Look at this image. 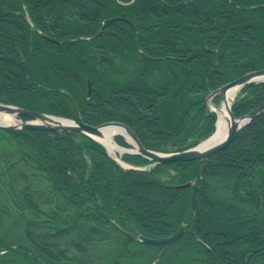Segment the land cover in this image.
<instances>
[{
	"label": "trees",
	"instance_id": "16d2710c",
	"mask_svg": "<svg viewBox=\"0 0 264 264\" xmlns=\"http://www.w3.org/2000/svg\"><path fill=\"white\" fill-rule=\"evenodd\" d=\"M110 17L135 28L123 20L103 26ZM262 69L264 0H0V104L93 126L121 122L157 152L182 151L209 137L216 121L209 93ZM261 106L264 82H252L231 109L239 117ZM0 137L12 144L7 154L35 168L54 195L93 220L85 237L110 238L112 230L131 242L120 229L163 238L186 225L173 244L187 239L207 264H264V113L207 159L202 176L197 160L154 164L125 154L123 162L145 169L124 168L78 132L0 129ZM188 181L193 185L167 187ZM26 203L37 210L31 198ZM26 236L30 246L0 247L22 250L36 264H80L65 249Z\"/></svg>",
	"mask_w": 264,
	"mask_h": 264
},
{
	"label": "rangeland",
	"instance_id": "374dc122",
	"mask_svg": "<svg viewBox=\"0 0 264 264\" xmlns=\"http://www.w3.org/2000/svg\"><path fill=\"white\" fill-rule=\"evenodd\" d=\"M12 144L0 137V242L12 246H30L27 234L65 249L69 258L80 264H207L202 254L188 247L187 239L169 246L159 260V249L137 241L126 242L112 230L110 238L85 237L94 222L84 217L65 198L54 195L46 178L28 163L19 161ZM32 194L27 196L26 193ZM41 192L40 196H36ZM26 198L36 203L37 210L27 206ZM72 224L69 233L55 235L56 228ZM82 238H91L86 242ZM81 242L82 249L75 243ZM1 246V247H4ZM0 247V264H36L22 250L7 252Z\"/></svg>",
	"mask_w": 264,
	"mask_h": 264
},
{
	"label": "water",
	"instance_id": "95a60500",
	"mask_svg": "<svg viewBox=\"0 0 264 264\" xmlns=\"http://www.w3.org/2000/svg\"><path fill=\"white\" fill-rule=\"evenodd\" d=\"M115 20H124L127 22L132 28H134L133 23H131L130 20L121 18V17H111L108 19H105L103 21V25H106L112 21ZM100 34V30L97 32L95 36L92 38H95ZM45 38H49L45 35H43ZM264 82V69L263 70H256L249 73H246L222 86H220L218 89L214 90L210 96L207 98L208 100L216 95H220L221 99L223 101L225 93H227L228 90L231 88H237V90H240L245 84H248L250 82ZM90 93V92H89ZM212 111H214L217 115V109L215 107H211ZM0 112H6L15 115L16 122L14 124H2L0 123V129L8 130V129H24V130H49V131H72V132H78L86 134L99 143H101L105 148L106 146L100 142L97 138L104 137L103 132L101 131V128L106 126H115L119 129L124 130L125 134L118 132L114 135L115 136H123L125 140L128 136L132 143L127 141L130 149L123 148L119 146L115 141L114 143L123 149L122 154H138L154 163H174L179 161H193L197 160L200 163V171L199 175L202 176L206 167L207 159L217 152L223 150L225 147H227L235 138L237 131L243 127L246 123H248L250 120L254 119L255 117L259 116L260 114L264 113V106H261L260 110L256 112L255 114L250 115H243L240 117H235L231 107H228L229 112V125L227 128V132L225 136L212 144L203 145L205 141H207L209 138H207L202 143H199L195 147L188 148L179 152H173V153H160L155 152L152 150L146 149L139 139L137 138L136 134L125 124L121 122H105L103 124H100L98 126L89 125L82 120H72L68 118L53 116L41 112H35L30 110H25L22 108H19L15 105L10 104H0ZM27 116L30 118V120H24L21 118V116ZM217 126V121H216ZM216 132V130H215ZM214 132V133H215ZM213 133V134H214ZM107 150V148H106ZM108 153V151H107ZM108 155H110L108 153ZM111 156V155H110ZM118 161V160H117ZM119 162V161H118ZM120 163V162H119ZM72 178L75 180V176L73 175ZM192 185V182L188 181L182 184H169V188H186ZM120 231L126 235L129 238H132L136 241H139L144 244L148 245H157V246H163L164 248L172 244L173 242L180 239L185 231H186V225H182L174 234H171L167 237L163 238H151L148 236H144L142 234H137L129 231H125L120 229ZM163 250L160 251L159 255H161ZM157 256L156 259H158L160 256Z\"/></svg>",
	"mask_w": 264,
	"mask_h": 264
},
{
	"label": "bare ground",
	"instance_id": "6f19581e",
	"mask_svg": "<svg viewBox=\"0 0 264 264\" xmlns=\"http://www.w3.org/2000/svg\"><path fill=\"white\" fill-rule=\"evenodd\" d=\"M237 93V88H231L225 93L224 99L222 101L221 106L217 109L218 119H217V129L216 132L203 143V145L212 144L221 140L226 132L229 125V112L228 107L231 105L234 96ZM16 122V117L13 114L0 112V123L2 124H14ZM101 131L104 134V137L97 138L100 142H102L106 147L108 152L117 157L119 153L123 151L120 147H118L114 143V135L118 132L125 134L124 130L119 129L115 126H106L101 128ZM127 140L130 141V138L127 136ZM131 142V141H130Z\"/></svg>",
	"mask_w": 264,
	"mask_h": 264
}]
</instances>
